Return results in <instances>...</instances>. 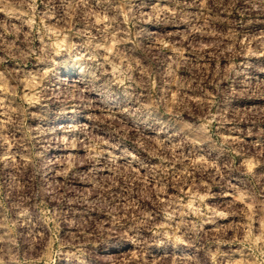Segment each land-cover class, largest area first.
Instances as JSON below:
<instances>
[{
    "label": "rangeland",
    "instance_id": "rangeland-1",
    "mask_svg": "<svg viewBox=\"0 0 264 264\" xmlns=\"http://www.w3.org/2000/svg\"><path fill=\"white\" fill-rule=\"evenodd\" d=\"M0 264H264V0H0Z\"/></svg>",
    "mask_w": 264,
    "mask_h": 264
}]
</instances>
